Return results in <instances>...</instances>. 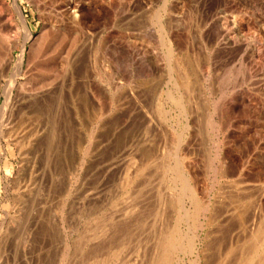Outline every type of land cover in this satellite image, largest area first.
<instances>
[{"label":"rangeland","instance_id":"rangeland-1","mask_svg":"<svg viewBox=\"0 0 264 264\" xmlns=\"http://www.w3.org/2000/svg\"><path fill=\"white\" fill-rule=\"evenodd\" d=\"M68 2L80 5V10L73 14L79 21L76 26L70 19L64 18L67 21L62 22ZM19 13L33 32L30 41H25ZM163 23L176 34V45L179 44L175 45L176 54L183 50L184 56L188 55L185 58L188 68L194 71L191 91L186 95L191 97L188 114L165 94L172 84L166 60L168 50L159 30ZM0 39V259L4 255L3 264L9 258V264L15 259L16 264H86L87 224H92L87 222L90 218L85 197L88 187L103 179L107 199L99 205L102 207L97 205V219H100L97 214L108 219L114 210L122 212L135 207L140 212L135 211L138 224L132 219L134 225L127 221V225L123 224L126 227L122 223L116 226L115 230L120 229L112 239H118L114 247L124 243L119 258L99 264H121L128 259L133 262L137 253L138 264H148L161 239L160 232L168 233L172 227L177 231L180 224L182 231H189L190 235L199 232L197 243L204 244L206 229L195 227L192 219L178 223L179 204L171 197L175 193L170 187L171 182V186L175 183L172 166L176 155L186 156L187 170L192 175L198 174L201 202L224 198V203L218 202L217 206L223 212L235 205L247 203L248 206L253 202V206L254 195H250L254 189L240 194L231 184L237 179L241 184L245 179H257L259 171H264V0H0ZM73 39L77 42L74 45ZM70 45L79 51V56L62 82L68 57L66 47ZM20 55L22 60L18 63ZM179 72L173 75L179 76ZM14 77L13 85L18 83L17 86H9ZM238 91L245 94L244 101L234 98ZM174 93L178 98L185 95V90L181 88ZM6 98H10L9 103ZM214 103L223 108L213 117ZM3 104L9 105L6 113ZM212 118L223 121L222 132L213 129ZM149 120L155 123H148ZM14 128L20 132L19 140L12 135ZM178 138L183 140L181 144ZM25 139L29 144L20 149V144L27 142ZM218 146L229 174L217 181L212 161ZM259 155L263 157L261 160ZM253 159L257 160L253 162ZM241 165L245 170L238 176ZM261 181L264 183V176ZM131 197L140 200V207L148 205V213L146 208L145 212L134 204L138 202L131 201ZM170 198L174 199L173 205ZM162 208L171 215L167 217ZM142 211L147 213L144 217ZM158 214L164 216H160L164 222ZM97 219L95 222L101 224L102 220ZM233 221L229 224L230 230H234L231 234L237 232L236 220ZM217 234L211 235L208 242L219 241L222 237ZM216 247L212 250L216 249L217 254L212 251L215 255L211 253L210 264H219ZM233 255L231 260L235 264ZM194 257L195 252L180 253L184 262L189 261L187 264Z\"/></svg>","mask_w":264,"mask_h":264},{"label":"bare ground","instance_id":"bare-ground-1","mask_svg":"<svg viewBox=\"0 0 264 264\" xmlns=\"http://www.w3.org/2000/svg\"><path fill=\"white\" fill-rule=\"evenodd\" d=\"M65 6H66V8H65V12L62 14L63 16H62V22L64 21V20H66V19H70L71 20V24H75V23H78L77 22V20L75 19V17L73 18V14L77 11H79L80 10V5H78V4H76V3H74V2H68L67 4H65ZM15 7V6H14ZM18 11H20V9H17ZM21 12V11H20ZM20 14V13H19ZM18 15V14H17ZM19 16V15H18ZM169 18H170V21L171 20H173V19H171V16H168ZM168 17H167V20H169L168 19ZM20 18H21V21H22V26H23V29L25 30V41H30V40H32L33 39V32H32V30L28 27V25H27V22H26V20H25V18L22 16V14H20ZM64 18H66V19H64ZM78 18V17H77ZM159 18V17H158ZM64 19V20H63ZM69 20V21H70ZM67 21V20H66ZM65 21V23H67ZM68 21V22H69ZM164 21H166V20H164ZM166 22H169V21H166ZM172 22V21H171ZM170 22V23H171ZM64 23V24H65ZM159 23V22H158ZM160 23H162V22H160ZM164 24H166V23H163V24H161L160 25V36H161V38H162V41H163V44H164V46L166 45V48H167V50H168V54H167V52H166V55H168V58L166 59L167 60V62H169V65H170V67H169V70H170V82H171V84H172V88L171 87H169L166 91H165V94L167 95V99H170V101L172 100L173 102H175V104H177L178 106H180V109H181V111H184L185 110V112H187V111H189V109L187 108V106H188V104L190 103V99L189 98H191V97H189V98H186V95L188 94V93H190V91H191V88H190V81L192 80L191 78L193 77L192 75H193V69H192V71H191V69H189L188 68V62H186V59H187V56L188 55H186V56H184L185 54L184 53H182V51L179 49V53H180V55L179 56H177V54H176V47H177V45H179V44H177L176 45V43H178L177 41H176V39H175V35H173V32H172V30L171 29H173V28H171V29H167L165 26L166 25H164ZM169 24V23H168ZM167 24V25H168ZM173 24V23H172ZM65 26H67V25H65ZM71 26V25H70ZM75 26H76V24H75ZM45 27H47V26H45ZM171 27V26H170ZM172 27H173V25H172ZM46 31H47V29H46ZM175 32V31H174ZM47 34V33H46ZM44 36V35H43ZM71 36V35H70ZM51 37V36H50ZM174 37V38H173ZM176 37H178V36H176ZM175 39V40H174ZM1 40V39H0ZM82 40V39H81ZM12 41V40H11ZM73 41H74V39H73ZM76 41V40H75ZM74 41V42H75ZM85 41V40H84ZM84 41H82V42H84ZM176 41V42H175ZM24 43V42H23ZM64 43H66V42H64ZM77 42H75V43H71L72 45H74V44H76ZM81 43V42H80ZM56 44V43H55ZM162 44V45H163ZM78 45V44H77ZM81 45V44H80ZM79 45V46H80ZM82 45H83V43H82ZM175 45H176V47H175ZM24 46V45H23ZM71 46V45H70ZM69 46V47H70ZM182 46V45H181ZM69 47L67 46L66 48H68L69 49ZM72 47V46H71ZM10 48V47H9ZM24 48V47H23ZM22 48V49H23ZM21 49V50H22ZM47 49V48H46ZM61 49V48H60ZM64 49V48H63ZM62 49V50H63ZM67 49V61H66V64H65V68H64V70L65 71H63V75H62V82H65L64 80L66 79V77H67V72H68V70H70V66L72 65L71 63H74L75 61V58H76V56L78 55V50L73 46L72 48H70L69 50ZM86 49V48H85ZM49 50V49H48ZM80 50V49H79ZM82 50V49H81ZM6 51V50H5ZM53 52V51H52ZM83 52V51H82ZM81 52V53H82ZM22 53V52H21ZM47 53V52H46ZM45 53V54H46ZM66 55V54H65ZM182 55V56H181ZM62 56V55H61ZM79 56V55H78ZM66 57V56H65ZM64 57V55H63V58H65ZM18 63H21V60H22V55H20V56H18ZM186 58V59H185ZM66 59V58H65ZM185 59V62L183 61ZM117 61V60H116ZM188 61V60H187ZM191 61V60H190ZM65 62V61H64ZM118 62V61H117ZM192 62V61H191ZM58 64H60V63H58ZM190 64V63H189ZM193 64V63H192ZM7 65V64H6ZM20 65V64H19ZM21 66V65H20ZM194 65H192V67H193ZM60 67V66H59ZM5 68V67H4ZM52 70V69H51ZM180 71L178 74H179V76H174L173 75V72L174 73H176V75H177V71ZM3 72V71H2ZM59 71H57V73H58ZM182 72V74H180ZM51 73H52V71H51ZM169 73V72H168ZM73 75V74H72ZM14 76V75H13ZM149 76V75H148ZM147 76V77H148ZM73 78V77H72ZM194 78V77H193ZM205 78H206V76H205ZM208 78V77H207ZM169 80V79H168ZM167 80V81H168ZM88 81V80H87ZM116 81V80H115ZM193 81V80H192ZM204 81H205V79H204ZM15 82V77H14V80L13 81H11V82H9L10 83V85L9 86H13V87H15V86H17V84L14 86L13 85V83ZM61 82V81H60ZM59 82V83H60ZM88 82H90V81H88ZM209 82V81H208ZM20 83V82H19ZM53 83H55V82H53ZM58 83V84H59ZM161 83V82H160ZM57 84V85H58ZM62 84V83H61ZM88 84V83H87ZM89 85V84H88ZM114 85V84H113ZM113 85H112V87H113ZM192 85H194V82L192 83ZM52 86H54V84H52ZM56 86V85H55ZM54 86V87H55ZM118 86V85H117ZM126 86V85H125ZM61 87H63V85L61 86ZM90 87V86H89ZM192 87V86H191ZM194 87V86H193ZM204 87V86H203ZM207 87V86H206ZM43 88V87H42ZM60 88V87H59ZM115 88V87H114ZM132 88V87H131ZM181 88H184V90H185V95H184V93H183V95H181V96H179L178 98L175 96V93L174 92H176V91H180L181 90ZM56 88H54V90H55ZM57 89H58V86H57ZM120 89V88H119ZM193 89V88H192ZM206 89V88H205ZM52 90V89H51ZM133 90V89H132ZM131 90V91H132ZM212 90V89H211ZM6 91V90H5ZM39 91H41V90H39ZM48 91V90H47ZM62 91V90H61ZM60 91V92H61ZM112 91H113V89H112ZM129 91V90H128ZM193 91V90H192ZM195 91V90H194ZM193 91V92H194ZM65 92V91H64ZM192 92V93H193ZM213 92V91H212ZM211 92V93H212ZM7 93V92H6ZM10 93H11V91H9V94L8 95H10ZM59 93V92H58ZM117 93V92H116ZM134 93V92H133ZM163 93H164V90H163ZM181 93V92H180ZM89 94V91H88V88H87V95ZM94 94V93H93ZM213 94V93H212ZM61 95H63V94H61ZM90 95H92V94H90ZM101 95V94H100ZM178 95V94H177ZM224 95V94H223ZM222 95V96H223ZM231 95V94H230ZM60 96V95H59ZM132 96V95H131ZM190 96H192V95H190ZM13 97V96H12ZM136 97V96H135ZM240 98V100H243L244 98L246 99V96H245V94H244V96H243V94L241 93V92H239L238 91V93H234V98ZM89 98V97H88ZM218 98V97H217ZM6 99H8V98H6ZM10 99V98H9ZM9 99L7 100V102L9 101ZM13 99V98H12ZM91 99V98H90ZM102 99V98H101ZM162 99V98H161ZM222 99V98H221ZM226 99H227V97H226ZM229 99H230V96H229ZM63 100V99H62ZM88 100V99H87ZM195 100V99H194ZM218 100V99H217ZM223 100V99H222ZM233 100V99H232ZM248 100V99H247ZM136 101V100H135ZM196 101V100H195ZM212 101H214V100H212ZM236 101V100H235ZM244 101V100H243ZM250 101V100H249ZM248 101V102H249ZM7 102H4V103H7ZM93 102H95V101H93ZM100 102V101H99ZM217 102V101H216ZM215 102V103H216ZM248 102H247V104H248ZM9 103V102H8ZM213 103V102H212ZM213 104L214 105V107L212 108L213 109V113H212V116L214 117L216 114L218 115V113L220 114V112H218V110H220V109H222L220 106H221V104H219L220 106H218L217 104ZM225 103V102H224ZM229 103V102H228ZM246 103V102H245ZM249 103H251V102H249ZM192 104H193V102H192ZM232 104H234L233 102H232ZM3 105H5V104H3ZM6 105H8V104H6ZM6 105H5V107H3L4 109H3V112H5L6 110H7V107H6ZM92 105V104H91ZM173 105H174V103H173ZM212 105V106H213ZM9 106V105H8ZM192 106V105H191ZM251 106V105H250ZM249 107V106H248ZM141 108V107H140ZM250 108V107H249ZM257 108V107H256ZM56 109H58V108H56ZM188 109V110H187ZM209 109V108H208ZM226 109V108H225ZM234 108H232L231 110H233ZM252 109V108H251ZM131 110V109H130ZM136 110V109H135ZM134 110V111H135ZM195 110V109H194ZM197 110V109H196ZM229 110V109H228ZM138 111H140V110H138ZM159 111V110H158ZM162 111V110H161ZM253 111V110H252ZM131 112V111H130ZM129 112V113H130ZM6 113V112H5ZM136 113V112H135ZM139 113V115H140V112H138ZM160 114V113H159ZM163 114V113H162ZM187 114H188V112H187ZM223 114V113H222ZM231 114V113H230ZM131 115V114H130ZM145 115L146 114H144L143 116L145 117ZM182 115V114H181ZM142 116V115H141ZM142 116V117H143ZM147 116V115H146ZM149 116V115H148ZM154 116V115H153ZM220 116V115H219ZM224 116V115H223ZM260 116V115H259ZM142 117H141V119H142ZM143 117V118H144ZM161 117V116H160ZM187 117V116H186ZM152 118V117H151ZM150 118V119H151ZM162 118H164V117H162ZM161 118V119H162ZM219 118V117H218ZM221 118V117H220ZM152 119H154V118H152ZM215 118H212V127H213V129H215L216 130V132L218 131H221V129H222V127L224 128V126H222V122L223 121H221V122H219V121H216V120H214ZM254 119V118H253ZM257 119V118H256ZM261 119V118H260ZM219 120V119H218ZM222 120V119H221ZM147 121V120H146ZM224 121H225V119H224ZM255 121V120H254ZM151 121L149 120L148 121V123H150ZM154 121H152L151 123H153ZM229 122V121H228ZM53 123V122H52ZM142 123H144V121L142 120ZM155 123V122H154ZM146 124H147V122H146ZM186 124H187V122H186ZM140 125V124H139ZM151 124H149V126H150ZM252 125H253V123H252ZM255 125V124H254ZM257 125V124H256ZM145 126V125H144ZM156 126V125H155ZM183 126V125H182ZM188 126V125H187ZM60 127V126H59ZM154 127V126H153ZM145 128V127H144ZM146 128H148V127H146ZM257 128V127H256ZM14 129H16V128H14ZM157 128H155V130H156ZM161 129V128H160ZM2 130V129H1ZM0 130V131H1ZM146 130V129H145ZM148 130V129H147ZM151 130V129H150ZM154 130V129H153ZM199 130V129H198ZM223 130V129H222ZM253 130V129H252ZM255 130V129H254ZM12 131H13V136L15 137V139H18V138H20V132H18L17 131V129L16 130H13L12 129ZM136 132V131H135ZM222 132V131H221ZM250 132H253V131H250ZM254 132H256V131H254ZM181 133V132H180ZM179 133V134H180ZM262 133V132H261ZM258 134V133H257ZM11 135V136H12ZM142 135V134H141ZM144 135V134H143ZM142 135V136H143ZM53 136V135H52ZM254 136V135H253ZM257 136V135H256ZM178 137V136H177ZM190 137V136H189ZM262 137V136H261ZM27 138V137H26ZM152 138V137H151ZM145 139H150V138H145ZM187 139V138H186ZM249 139V138H248ZM262 139V138H261ZM19 140V139H18ZM17 140V141H18ZM144 140V139H143ZM251 140V139H250ZM257 140V139H256ZM264 140V139H263ZM25 141H27V139H25ZM154 141V140H153ZM186 141V140H185ZM188 141V140H187ZM221 141V140H220ZM260 141V140H259ZM29 142H31L30 140H29ZM177 142H179V144H181L182 142H183V140L181 139V138H178V140H177ZM191 142V141H190ZM218 142V141H217ZM250 142V141H249ZM257 142V141H256ZM26 143L27 144H29L28 143V141L27 142H23L22 143V145L20 144V149H23L25 146H27L26 145ZM145 143V142H144ZM152 144H153V142H151ZM251 143V142H250ZM253 143V142H252ZM51 144V143H50ZM178 144V143H177ZM256 144V143H255ZM258 144H261V141H260V143H258ZM146 145V144H145ZM147 145H148V143H147ZM147 145H146V147H147ZM218 145H219V143H218ZM251 145V144H250ZM195 146V145H194ZM252 146H254L253 144H252ZM251 146V147H252ZM149 147H150V145H149ZM250 147V146H249ZM255 148H256V146H254ZM254 147H252V148H254ZM254 148V149H255ZM187 149V148H186ZM222 149V148H221ZM258 149V148H257ZM158 150V149H157ZM156 150V151H157ZM253 150V149H252ZM258 150H260V149H258ZM188 151V150H187ZM261 151H263L262 149H261ZM260 151V152H261ZM140 152H142V151H140ZM184 152V151H183ZM186 152V151H185ZM150 153V152H149ZM152 153V152H151ZM150 153V154H151ZM177 153V152H176ZM187 153V152H186ZM185 153V154H186ZM255 153V152H254ZM254 153H253V156H255L254 155ZM188 154H190V153H188ZM257 154V153H256ZM154 155V154H153ZM181 155V154H180ZM148 156H149V154H148ZM182 156H184L183 154H182ZM189 156V155H188ZM256 156H258V155H256ZM260 156V155H259ZM125 157H127V156H125ZM176 157H177V159H176V163H175V166H172V165H170V166H172L173 168H172V170H173V172L175 173V177L174 178H172V180H174V184H173V186H171L172 185V182H171V185H170V187H172V190L171 191H173L172 193H175V195L173 194V195H171V197L173 196V197H175V199H176V201L178 202V208H179V210H178V216H177V219H178V223H183L185 220H187L188 222L192 219L193 221L192 222H194V225H195V227H197L198 229L200 228V229H202V230H204L205 231V229H206V232H205V239H207V241H205V243L203 244L202 242V244H198L197 243V240H199V237H200V233L199 232H195V233H193V235H190V233H189V231L188 232H185V228H183V230L184 231H182V229L180 228V225L177 227V231H176V229H173V227H172V231L170 230V232H163L164 231V227L165 226H163V225H165V223L167 222V224H166V226L168 225V221H169V219H168V221H166L164 224H162L161 226H163L162 227V232L163 233H161L160 232V234H161V239L158 241V239H157V241H158V244H157V246H156V250L154 251V254H153V256L151 257V259H150V261L148 262V264H187L186 262H184L181 258H180V253L181 252H195V257H194V259L192 260V262L191 263H189V264H210V262L212 261L211 260V255L213 256V254L215 255V253L214 252H216L215 250H212L213 248H215L216 246V248H217V250H218V252L220 253V260H219V264H233L232 262V260H234L233 258H231L232 257V255L233 254H235V251H238V254L237 255H233V256H235L236 258H235V264H264V183L261 181L262 180V176H264L262 173L264 172H262V171H259V173H258V175L256 176L257 177V179H254V180H247V179H245L246 181H242L244 184H241V182H238V180L239 179H237V182H235V181H233V183L231 184V185H233L234 187H235V192L237 193V192H240V194H242V193H244V194H246L245 193V190H247V189H254V192L252 191H249V192H251V193H254V194H251L250 196H252V195H254V204H253V206H252V203H251V205H246V204H240V205H238L237 207H236V205L234 206L235 208H233L234 209V211H231V210H233V209H231V208H226V209H224V212H223V210L221 211V209H219L220 210V212H219V210L217 209V206H219L218 205V202H220V203H222L223 201V199H220L219 200V198L217 197H215L216 199L214 200V201H212L213 199H214V197L212 198V200H210V201H204L203 199V201L204 202H206V203H204L203 201L201 202L200 201V199H199V196H198V188H201V187H198V181H197V178H198V174L196 173V176L195 175H192L188 170H187V161H185V159L187 158L186 156H184V157H178L177 155H176ZM190 157V156H189ZM223 157V156H222ZM248 157V156H247ZM191 158V157H190ZM213 158V157H212ZM224 158V157H223ZM230 158V157H229ZM251 158V157H250ZM261 158V156L259 157V160H261L260 159ZM252 159V158H251ZM258 159V158H257ZM256 159V160H257ZM187 160V159H186ZM189 160V159H188ZM194 159H193V157H192V161H193ZM228 160V159H227ZM256 160H254L253 159V162L254 161H256ZM147 162V161H146ZM149 162V161H148ZM186 162V163H185ZM229 162V161H228ZM231 162V161H230ZM249 162V164H250V162H251V160H249L248 161ZM145 163V162H144ZM189 163V162H188ZM212 163H213V167H212V169L214 170V175H215V178H216V180L217 179H219V177L221 178H223V177H226L227 176V173H228V171H227V169H228V167L225 165V164H227L225 161H224V159H222L221 158V153H220V146H218L217 147V152H216V157L213 159V161H212ZM232 163V162H231ZM262 163V162H261ZM264 163V162H263ZM192 164H194V163H192ZM235 164V163H234ZM242 164V163H241ZM260 164V163H259ZM258 164V166L259 167H261L262 165H259ZM147 165V164H146ZM162 165V164H161ZM173 165H174V163H173ZM162 166H164V165H162ZM193 166V165H192ZM237 166V165H236ZM243 165H241V167H242ZM246 165H245V163H244V167H245ZM253 166V165H252ZM257 166V167H258ZM187 167V168H186ZM233 167V166H232ZM232 167H230V168H232ZM240 167V166H239ZM244 167H242L241 168V170L237 173V174H239V173H241L242 172V170L244 169ZM165 168V167H164ZM167 169H168V167H166ZM196 168H197V166H196ZM234 168V167H233ZM250 168V167H249ZM262 168H263V166H262ZM154 169V168H153ZM152 169V170H153ZM162 169V168H161ZM190 169H191V167H190ZM210 169V168H209ZM258 169V168H257ZM140 170V169H139ZM233 170V169H232ZM245 170V169H244ZM247 170H248V168H247ZM258 170H260V169H258ZM168 171H169V169H168ZM238 171V170H237ZM140 172V171H139ZM142 172V171H141ZM140 172V173H141ZM144 172V171H143ZM163 172V171H162ZM171 172V171H170ZM252 172V171H251ZM149 173V172H148ZM157 173V172H156ZM160 174H161V172H159ZM194 173V174H195ZM232 173V172H231ZM143 174V173H142ZM150 174H151V172H150ZM159 174V175H160ZM229 174V173H228ZM233 174H236V173H233ZM133 175H135V172H134V174ZM148 175V174H147ZM241 174H239L238 176H240ZM244 175V174H243ZM250 175H251V173H250ZM129 176H131V175H129ZM141 176V175H140ZM139 176V177H140ZM143 176V175H142ZM145 176V175H144ZM150 176V175H149ZM148 176V177H149ZM165 176V175H164ZM171 176H172V174H171ZM229 176V175H228ZM245 176V175H244ZM243 176V177H244ZM134 176H132V178H133ZM137 177V176H136ZM150 178V177H149ZM169 178V177H168ZM168 178H166V180L168 179ZM215 178H213V179H215ZM238 178V177H237ZM247 178V177H246ZM160 179V178H159ZM170 179V178H169ZM224 179V178H223ZM242 179V178H241ZM104 180V179H103ZM103 180H100V183H97V184H93L92 186H90V187H88V189H87V197H85L86 199H87V217H88V219L90 218V220L89 221H87L88 223L89 222H91V224L92 225H88L87 224V262H86V264H97L99 261H100V263L102 262H104V260L105 261H108L109 259H111V258H113V257H116V258H119V254H120V252L122 251V249H123V247H124V243H122V244H119V245H117L116 247H114V243L115 242H117V240L116 241H113L112 239H114V238H116L117 236H115L116 234H117V230H119L118 228H117V230H115L116 229V226L118 225V224H121L122 223V225L125 223V222H127V221H132V219L133 220H135V216H137V215H135V213L139 210V208H138V210L136 211V208L135 207H133V208H127V209H124V210H122V212H116L114 209V212L111 214V215H108V219H104L103 218V216H101V215H98L97 214V216L100 218V219H97L96 217H95V214H96V212H97V205L99 206L100 204H102L103 202H105V200L107 199L106 197H107V195H106V193H107V189H106V187H105V183L106 182H104ZM130 180V179H129ZM222 180V179H221ZM220 180V181H221ZM144 181V180H143ZM147 181H149V180H146V182ZM218 181V180H217ZM227 181V180H226ZM231 181V180H230ZM170 182V181H169ZM198 182V183H197ZM128 183V182H127ZM130 183V182H129ZM166 183V182H165ZM120 184V183H119ZM118 184V185H119ZM240 184V185H239ZM121 185V184H120ZM166 185H168V184H166ZM165 185V186H166ZM221 185V184H220ZM219 185V186H220ZM242 185V186H241ZM114 186V185H113ZM110 187V186H109ZM227 187V186H226ZM220 188V187H219ZM222 188V187H221ZM114 189V188H113ZM112 189V190H113ZM233 189V188H232ZM167 190V196H168V189H166ZM208 190V189H207ZM222 190V189H221ZM160 191V190H159ZM170 191V192H171ZM230 191V190H229ZM256 191V192H255ZM110 192V191H109ZM164 192H165V190H164ZM169 192V193H170ZM224 192V191H223ZM248 192V191H247ZM203 193V192H202ZM207 193V192H206ZM209 193V192H208ZM231 193H232V191H231ZM255 193H256V196H255ZM138 194H140V193H138ZM162 194H163V192H162ZM223 194V193H222ZM239 194V195H240ZM247 194H250V193H247ZM133 195V194H132ZM160 195V194H159ZM164 195V194H163ZM201 195V194H200ZM233 195V194H232ZM236 195V194H235ZM234 195V196H235ZM161 196V195H160ZM166 196V195H165ZM170 196V195H169ZM247 196V195H246ZM249 195H248V197H250ZM164 197V196H163ZM162 197V198H163ZM245 197V196H244ZM253 197V196H252ZM132 198V197H131ZM130 198V199H131ZM136 198H138V197H136ZM158 198H161V197H158ZM158 198H157V200H158ZM165 198V197H164ZM201 198V197H200ZM230 198V197H229ZM237 198V197H236ZM128 198L126 197V200H127ZM134 199V201L135 200H137V199H135V197H133L132 199H131V201ZM143 199V198H142ZM170 199H172V200H170ZM170 199H167V200H170V203H171V205H173V203H174V199L173 198H170ZM249 199H251V198H249ZM125 200V199H124ZM125 200V201H126ZM164 200H166V199H164ZM164 200H162V201H164ZM252 200V199H251ZM130 200H129V202H131ZM139 201L140 200H137L136 202H138V203H134V204H136V205H138L139 204ZM161 201V200H160ZM160 201H158L159 203H160ZM227 201V200H226ZM142 202V204L144 203V200L143 201H141ZM167 202V201H166ZM234 202H235V200H234ZM237 202V201H236ZM246 202V201H245ZM248 202H250V200H248ZM84 203V204H85ZM127 203V202H126ZM146 203V202H145ZM224 203V202H223ZM238 203H240V202H238ZM237 203V204H238ZM243 203V202H242ZM120 204V203H119ZM123 204V203H122ZM125 204V203H124ZM124 204L122 205V206H124ZM129 204V203H128ZM131 204V203H130ZM133 204V205H134ZM141 204V203H140ZM161 204V203H160ZM189 206H188V205ZM227 204V203H226ZM116 205V204H115ZM135 206V205H134ZM148 206V205H147ZM147 206L145 207L144 205L142 206L141 205V207L138 205V207H140V209H143L144 208V211H145V208H146V211L147 210H149L148 208H147ZM159 206V205H158ZM176 206V205H175ZM224 206V205H223ZM252 206V207H251ZM83 207V206H82ZM100 207H102V206H99V208ZM143 207V208H142ZM222 207V206H221ZM232 207V206H231ZM165 208V207H164ZM164 208H162V210L164 209ZM170 207H168V208H166V209H169ZM172 208V207H171ZM116 209H117V207H116ZM120 209V208H119ZM174 209H176V207L174 208ZM231 209V210H230ZM101 210V209H100ZM118 210V209H117ZM136 211V212H135ZM145 211V212H146ZM156 211L157 210H155V213H156ZM164 211V210H163ZM169 211H171L172 212V210H169ZM139 212H140V210H139ZM144 212V213H145ZM223 212V213H222ZM143 213V211L141 212V215H143V217H144V213ZM147 213H148V211H147ZM147 213H145V215L147 214ZM153 213H154V211H153ZM160 213V212H159ZM161 213H163V212H161ZM160 213V214H161ZM164 213H166V215L168 214V215H171V214H169L168 213V211L167 212H165L164 211ZM163 213V215H165ZM225 213V214H224ZM136 214H138V213H136ZM174 214V213H173ZM103 215H104V213H103ZM141 215H139V216H141ZM159 215V214H158ZM166 215H165V217H166ZM168 215H167V217H168ZM149 216V215H148ZM161 215H159V217H160ZM30 217V216H29ZM102 217V218H101ZM142 217V216H141ZM142 217V218H143ZM151 217V216H150ZM149 217V218H150ZM155 217H156V215H155ZM162 217V216H161ZM161 217H160V219H161ZM166 217V218H167ZM148 218V217H147ZM162 218H164V216L162 217ZM170 218V217H169ZM221 218V219H220ZM95 219H97V221L98 220H102V222H101V224L100 223H98V222H95L96 220ZM156 219V218H155ZM171 219H172V217H171ZM174 219V218H173ZM172 219V220H173ZM137 220H138V217H137ZM146 220V219H145ZM162 220H165V219H161V221ZM235 221L236 220V223H237V232L234 234V232H232V234H231V231H234V230H230V228L231 227H229L230 225V223L232 222V221ZM136 221V220H135ZM134 221V222H135ZM142 220H140V222H141ZM176 221V220H175ZM234 221H233V223H234ZM133 222V221H132ZM132 222H130L131 224H135L134 222L132 223ZM162 222H164V221H162ZM161 222V223H162ZM177 222V221H176ZM96 223H98V226H97V224ZM129 223V224H130ZM136 223H137V221H136ZM146 223V222H145ZM159 223V222H158ZM171 223V222H170ZM177 223V224H178ZM185 223H186V221H185ZM232 223V224H233ZM100 224V225H99ZM126 225H127V223H125ZM138 224V223H137ZM144 224V223H143ZM126 225H123V226H125L126 227ZM133 225L131 226V227H133ZM184 225V224H183ZM213 225V226H212ZM217 225V226H216ZM89 226V227H88ZM130 226V225H129ZM128 226V227H129ZM137 226H139V225H137ZM137 226H135V228L137 227ZM156 226V225H155ZM169 226V225H168ZM171 226V225H170ZM169 226V227H170ZM175 226V225H174ZM216 226V227H215ZM119 227H121V226H119ZM124 227V228H125ZM154 227V226H153ZM156 227H158V226H156ZM155 227V228H156ZM168 227V228H169ZM211 229H210V228ZM212 227H213V229H214V227H215V229L214 230H212ZM122 228V227H121ZM134 228V229H135ZM138 228V227H137ZM164 228V229H163ZM189 227H187V229H188ZM195 229V230H197L198 231V229ZM133 229V230H134ZM233 229V228H232ZM127 230H128V228H127ZM136 230V229H135ZM192 230V229H191ZM115 231H116V233H115ZM123 231V232H122ZM140 231V230H139ZM138 231V232H139ZM154 231V230H153ZM168 231V230H167ZM199 231H201V230H199ZM222 231H223V233H222ZM119 232H121V233H125V232H127V231H124V230H121V231H119ZM132 232V231H131ZM130 232V233H131ZM137 232V233H138ZM158 233V232H157ZM215 233H219L220 235H221V237L222 238H217L219 241H217V242H214L215 243V245L213 244V242L212 241H209L208 242V239L210 240V238L212 237L211 235H214ZM230 233V234H229ZM191 234H192V232H191ZM219 234H217V235H219ZM229 234V235H228ZM233 234L236 236L235 238H234V236H233ZM86 235V234H85ZM127 235H129L128 233H127ZM136 235V234H135ZM219 235V236H220ZM223 235V236H222ZM160 236V235H159ZM119 237V236H118ZM127 237V236H126ZM202 237V236H201ZM210 237V238H209ZM121 238V237H120ZM204 238V237H203ZM215 238V237H214ZM125 239V238H124ZM131 239H132V236H131ZM134 239V238H133ZM132 239V240H133ZM136 239H138V238H136ZM201 239V238H200ZM76 240V239H75ZM75 240H74V242H75ZM128 240V239H127ZM135 240V239H134ZM141 240V239H140ZM212 240V239H211ZM1 241V240H0ZM84 241V240H83ZM82 241V242H83ZM131 241V240H130ZM155 241V240H154ZM203 241V240H202ZM4 242V241H3ZM81 242V241H80ZM121 242V241H120ZM123 242V241H122ZM156 242V241H155ZM146 243V242H145ZM157 243V242H156ZM127 244V243H126ZM135 244H136V242H135ZM141 244V243H140ZM149 244V243H148ZM147 244V245H148ZM78 245V244H77ZM81 245V244H80ZM116 245V244H115ZM146 245V244H145ZM211 245H213V246H211ZM144 246V245H143ZM152 246V245H151ZM155 246V245H154ZM73 247H74V245H73ZM153 247V246H152ZM2 248V241L0 242V249ZM18 248H19V246H18ZM146 248V247H145ZM144 248V249H145ZM16 249H17V246H16ZM133 249V248H132ZM143 249V250H144ZM237 249V250H236ZM4 250V249H3ZM79 250V249H78ZM129 250V249H128ZM146 250V249H145ZM220 250V251H219ZM0 251H2V249L0 250ZM16 251V250H15ZM133 251V250H132ZM212 251H214V252H212ZM6 252V251H5ZM4 252V253H5ZM104 252V253H103ZM136 252H138V251H136ZM149 252V251H148ZM41 253V252H40ZM65 253H66V251H65ZM126 253V252H125ZM147 253V252H146ZM211 253H213V254H211ZM218 253V254H219ZM77 254V253H76ZM105 254V255H104ZM141 254V253H140ZM216 254H217V252H216ZM86 255V254H85ZM84 255V256H85ZM126 255V254H125ZM149 255V254H148ZM4 256V255H3ZM3 256H1V259H0V262L3 264L4 262H2V257ZM84 256H82V257H84ZM144 256V255H143ZM6 257H8V256H6ZM5 257V258H6ZM144 257H147V256H144ZM13 258V257H12ZM14 258H16V257H14ZM127 258H130V257H127ZM138 258H139V254L137 253V256H136V259H134V261L133 262H131L129 259H128V261H126V262H124V263H121V264H138V262H139V260H138ZM83 259V258H82ZM86 259V258H85ZM232 259V260H231ZM16 260V259H15ZM15 260H14V262H13V264L15 263ZM84 260V259H83ZM82 260V261H83ZM132 260V259H131ZM137 260H138V262H137ZM7 262H5L6 264H9V261H10V258H9V261H8V259L6 260ZM116 261V260H115ZM213 261H214V259H213ZM27 262V261H26ZM218 262V261H217ZM216 262V263H217ZM83 263H85V262H83ZM114 263H116V262H114ZM113 263V264H114ZM120 263V262H119ZM147 263V262H146ZM145 263V264H146ZM16 264V263H15ZM99 264V263H98ZM112 264V263H111ZM213 264H215L214 262H213ZM218 264V263H217Z\"/></svg>","mask_w":264,"mask_h":264}]
</instances>
